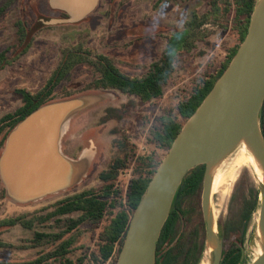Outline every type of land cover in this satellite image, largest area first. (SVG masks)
I'll return each instance as SVG.
<instances>
[{"label": "rangeland", "instance_id": "374dc122", "mask_svg": "<svg viewBox=\"0 0 264 264\" xmlns=\"http://www.w3.org/2000/svg\"><path fill=\"white\" fill-rule=\"evenodd\" d=\"M219 1L224 6L227 0ZM7 3L10 4L0 15V53L9 50L0 60V119L22 105L23 99L17 89L37 91L44 86L60 61L64 49L82 44L97 54L113 58L124 73L141 76L162 56L170 35L183 33L188 22L195 20L196 16L204 17L210 8L209 0H99L96 9L81 22H59L38 28L36 23L40 17L50 20H63L66 17L61 16V11L54 10L49 0H0V7ZM208 18L211 23L203 27L207 37L196 41L189 53L178 54L175 69L166 81L162 98L151 104H144L138 97L127 96L118 91H87L72 96L92 94L105 97L75 117L74 125L65 141L70 155L78 154L87 145H93L97 151L90 172L79 185L39 201L19 204L10 200L6 192L3 198L4 185L0 178V264L33 260L41 250V247H34L32 243L34 232L61 230L64 222L57 221L56 217L47 221L41 219L53 211L45 209L65 196L101 185L100 172L118 156L111 144L113 139L124 137L136 157L155 153L158 159H164L166 151L153 143L150 130L159 125V119L163 116H174L183 122L177 108L179 101L186 98L191 86L208 69L215 68L224 59L228 46L239 42L238 36L223 31L221 24H226V20L220 24L214 16ZM21 25L27 34L22 44L19 43L18 35ZM228 25L233 26L230 22ZM94 77L91 66L86 63L78 65L58 86L57 100L65 99L63 96L68 92L85 87ZM109 106L124 107V119L121 122L100 123ZM113 129L119 130L116 135L111 134ZM5 132L6 130L0 135V143ZM237 148L215 165L217 176L229 178L234 172V176L228 180L225 196L221 198L219 193L211 196L216 231L217 235L223 237L224 249L239 236L237 232L226 238L225 228L238 225L236 230L241 229L244 206L252 200L253 193L260 190L264 182V177L260 176L254 166L234 168ZM133 162L134 159L130 157L125 162H119V186L126 188L132 179ZM202 193L203 188L193 198H182L183 214L167 247L174 248L181 244L189 247L194 242L198 246L194 254V257L199 256L198 264H213V246L208 241ZM259 214L258 209L250 220L245 236L244 255L249 264L262 252L258 234ZM72 216L76 217L77 214ZM16 217H21L25 223L21 221L11 227L3 224L5 220ZM65 218L69 217L62 219ZM93 230L91 226L82 227L83 234L77 243L75 257L83 252L89 255L96 251L103 225ZM192 236L198 237L193 241ZM84 264L93 263L87 258Z\"/></svg>", "mask_w": 264, "mask_h": 264}, {"label": "trees", "instance_id": "16d2710c", "mask_svg": "<svg viewBox=\"0 0 264 264\" xmlns=\"http://www.w3.org/2000/svg\"><path fill=\"white\" fill-rule=\"evenodd\" d=\"M257 2L258 0H227L223 6L219 0H209L208 13L204 14V17L196 16L195 20L188 22L183 33L176 32L170 35L162 56L154 61L149 70L141 76L124 73L117 67L113 58L97 54L93 49L82 44L64 49L60 61L42 88L37 91L17 89V92L22 96L23 103L18 109L5 114L0 119V135L6 130L0 143V151L3 149L9 133L18 123L42 105L59 99L56 94L58 86L80 64L86 63L91 66L95 77L85 87L66 93L64 98L87 91H118L127 96L138 97L144 104H151L162 98L166 81L175 69L178 54L189 53L194 48L196 41L207 37L203 27L211 23L208 16H214L220 24L221 21L226 20V24H221L224 28L223 31L238 36V44L228 46L224 59L215 68L208 69L201 79L191 86L186 98L179 101L177 108L179 115L184 119L183 122L174 116H163L159 119V125L150 130L153 143L159 149L165 150L167 154L177 134L234 58L247 35L251 15ZM9 4L0 7V15ZM60 13L61 16L68 17L65 12ZM228 22L233 26H229ZM49 24H51L50 19L40 17L36 27ZM18 35L19 43L22 44L27 37L26 30L22 25ZM8 52L9 50L0 53V60ZM123 108L107 107L100 123L121 122L124 119ZM261 127L264 135V105L261 111ZM118 131L113 129L111 134L116 135ZM111 144L116 149L118 156L110 162L105 170L100 172L101 185L65 196L47 207L45 210L53 209V211L41 219L47 221L56 217L57 221L64 222L63 227L61 226V230L58 232H34L32 243L34 247H41V250L33 260L13 264H84L87 258L93 264H116L132 215L163 159H158L155 153L136 157L124 137L113 139ZM128 157L134 159L133 177L124 188L118 185L117 175L121 167L119 162L121 160L125 162ZM205 171L206 166L199 165L190 170L184 178L158 242L156 264L199 263V256L194 257L198 247L194 242L193 246L189 247L181 244L173 248L167 247V245L171 243L176 224L183 214L182 198H193L198 195L203 188ZM2 196L5 198L4 187H2ZM259 197L260 190L255 191L252 200L244 206L239 231L236 230L238 225L225 228L226 238L237 232H239V236L235 242L224 249L220 264H249L244 255L245 236L250 220L259 208ZM73 214H77V216L74 217ZM63 217L69 218L62 219ZM21 221V217H16L5 220L3 224L11 227ZM101 225H103V231L99 234L96 251L90 252L89 255L87 252H83L80 256L75 257V251L78 250L77 243L83 234L82 227L91 226L95 231ZM222 227L220 228L224 231ZM197 237L192 236L193 241ZM203 248L202 246V250Z\"/></svg>", "mask_w": 264, "mask_h": 264}, {"label": "water", "instance_id": "95a60500", "mask_svg": "<svg viewBox=\"0 0 264 264\" xmlns=\"http://www.w3.org/2000/svg\"><path fill=\"white\" fill-rule=\"evenodd\" d=\"M99 0H49L65 12L63 20L83 21ZM104 96L83 94L46 103L9 133L0 155V178L10 200L39 201L79 185L87 176L96 151L92 145L78 160L66 156L62 139L71 120ZM264 0H258L248 32L228 68L175 137L136 207L116 264H156L158 242L176 196L188 172L205 165L202 210L213 264L223 257V237L213 231L209 212L211 168L247 141L264 167ZM259 226L264 232V182L260 187ZM251 264H264L262 253Z\"/></svg>", "mask_w": 264, "mask_h": 264}, {"label": "bare ground", "instance_id": "6f19581e", "mask_svg": "<svg viewBox=\"0 0 264 264\" xmlns=\"http://www.w3.org/2000/svg\"><path fill=\"white\" fill-rule=\"evenodd\" d=\"M237 147L238 148L236 150L235 159H234V168H239L242 166H254L256 168V171L260 174V176L264 177V167L262 163L260 162L259 158H257V156L253 153V150L250 144L244 140ZM215 171H216V167L215 165H213V167L211 168V196L213 194L219 193L221 195V198H223L227 192L228 180L234 176V172L232 173L230 172L231 174L229 175V178H225L221 175H218V176L215 175ZM230 171H233V170H230ZM209 212L213 218V212L211 210V201L209 204ZM213 231L217 233L214 218H213ZM258 234H259V237L262 243L261 250H263L264 232L262 231L260 226H259Z\"/></svg>", "mask_w": 264, "mask_h": 264}, {"label": "crops", "instance_id": "0c3cea01", "mask_svg": "<svg viewBox=\"0 0 264 264\" xmlns=\"http://www.w3.org/2000/svg\"><path fill=\"white\" fill-rule=\"evenodd\" d=\"M78 115H79V114H78ZM75 119H76V118L74 117V118L71 120L70 125H69V128H68L67 132L65 133V135H64V137H63V139H62V142H61V149H62V152H63L66 156H68V157H70V158H72V159H76V160H78L79 158H81V157L84 155V153H85L86 151H88V150L90 149L89 145H87V147H85L84 149H82L76 157H73V156L67 155V154L64 152V149H63V146H64V143H65V141H66V138H67L68 132L70 131V129H72V127H73V125H74V121H75ZM94 144H95V143H94ZM96 156H97V151H96L95 157H94V159H93V161H92V165H91V167H90L89 170H88V173L90 172V170H91V168H92V166H93V164H94V161H95ZM88 173H87V174H88ZM48 196H50V195H48ZM48 196H46V197H48Z\"/></svg>", "mask_w": 264, "mask_h": 264}, {"label": "flooded vegetation", "instance_id": "af4514ba", "mask_svg": "<svg viewBox=\"0 0 264 264\" xmlns=\"http://www.w3.org/2000/svg\"><path fill=\"white\" fill-rule=\"evenodd\" d=\"M66 143V142H65ZM64 143V146H63V149H64V152L67 154V155H70L69 153H68V150H67V148H66V144ZM72 155H70V156H73V157H76L78 154H75V153H71Z\"/></svg>", "mask_w": 264, "mask_h": 264}]
</instances>
